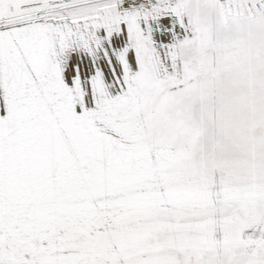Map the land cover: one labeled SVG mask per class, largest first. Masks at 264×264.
<instances>
[{
    "label": "snow or ice",
    "instance_id": "obj_1",
    "mask_svg": "<svg viewBox=\"0 0 264 264\" xmlns=\"http://www.w3.org/2000/svg\"><path fill=\"white\" fill-rule=\"evenodd\" d=\"M0 264H264V0H0Z\"/></svg>",
    "mask_w": 264,
    "mask_h": 264
}]
</instances>
